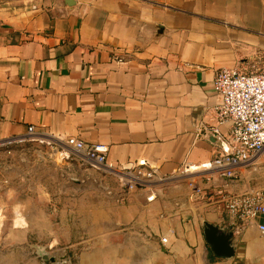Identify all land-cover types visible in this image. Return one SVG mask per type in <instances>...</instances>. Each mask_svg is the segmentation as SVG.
I'll list each match as a JSON object with an SVG mask.
<instances>
[{"label":"crops","instance_id":"1","mask_svg":"<svg viewBox=\"0 0 264 264\" xmlns=\"http://www.w3.org/2000/svg\"><path fill=\"white\" fill-rule=\"evenodd\" d=\"M226 68L264 69V0H0V142L33 127L41 141L108 146L113 176L90 209L105 204L101 225L125 227L79 240L51 226L44 198L0 201V264H18L17 243L52 250L56 264H73L81 244L77 264H264V217L238 231L226 209L232 196L264 192V153L235 180L204 168L224 154L210 137L231 131L214 91ZM139 172L154 178L134 192L112 187ZM205 224L231 234L233 257L215 255Z\"/></svg>","mask_w":264,"mask_h":264},{"label":"rangeland","instance_id":"2","mask_svg":"<svg viewBox=\"0 0 264 264\" xmlns=\"http://www.w3.org/2000/svg\"><path fill=\"white\" fill-rule=\"evenodd\" d=\"M73 164L78 166L75 171ZM107 174L104 169L99 170L84 164L78 154L61 141L47 142L27 137L0 147V201L13 205L44 198L50 204L51 226L58 229L64 222L66 228L71 229L73 238L79 240L119 236L125 233V227L101 225L106 218L103 210L105 204L101 205L102 209L96 213L90 209V194L105 187L101 179L108 176ZM119 180L118 176H114L112 187H119ZM67 187L70 188L69 191L64 190ZM73 189L80 191L76 190L74 193ZM102 193L100 197H114L105 191ZM75 201L80 209H75ZM19 220L21 219L18 218L17 225L23 226L24 223ZM85 248L86 246L81 244L73 251V264H77L79 253ZM41 249L44 252L37 248V251L32 253L28 245L17 243L10 250L15 253L18 264H56L57 260H60L57 255H52V250ZM43 253L47 254L48 258H44Z\"/></svg>","mask_w":264,"mask_h":264},{"label":"built area","instance_id":"3","mask_svg":"<svg viewBox=\"0 0 264 264\" xmlns=\"http://www.w3.org/2000/svg\"><path fill=\"white\" fill-rule=\"evenodd\" d=\"M214 91L222 98L217 118L221 123H230L231 131L224 141L227 147L224 154L204 165V168L215 172L220 178L235 180L242 167L264 153V69L255 72H242L238 68L222 69L216 74ZM34 135V128L30 127L28 138ZM6 144L0 142V147ZM66 145L87 166L99 170L105 168L108 146L87 144L77 138H69ZM191 170L190 166L186 168L187 172ZM153 178L152 172H139L135 177L121 178L120 184L128 192H134ZM189 185L194 191H199L194 179L189 181ZM154 199L153 195L148 198V202ZM226 209L241 223V227L236 226V229L243 230L244 224L264 217V192L251 190L232 196L226 202ZM260 230L264 234V225L260 226ZM161 242L167 244L168 241L164 238Z\"/></svg>","mask_w":264,"mask_h":264},{"label":"water","instance_id":"4","mask_svg":"<svg viewBox=\"0 0 264 264\" xmlns=\"http://www.w3.org/2000/svg\"><path fill=\"white\" fill-rule=\"evenodd\" d=\"M211 142L222 148L223 150H226V144L223 140L220 138L212 135L210 137ZM204 234L206 237L207 242L212 247V250L214 251L215 255L218 257H225V258H231L234 255V249L231 244V234L227 235L226 232H221L219 228H216L210 224L204 225ZM38 250H41L44 252L41 248H38ZM40 251V252H41ZM44 258H48L47 254L43 253Z\"/></svg>","mask_w":264,"mask_h":264}]
</instances>
